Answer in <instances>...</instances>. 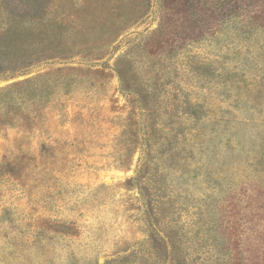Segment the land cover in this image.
I'll return each instance as SVG.
<instances>
[{"label": "rangeland", "instance_id": "obj_1", "mask_svg": "<svg viewBox=\"0 0 264 264\" xmlns=\"http://www.w3.org/2000/svg\"><path fill=\"white\" fill-rule=\"evenodd\" d=\"M28 79L0 264H264V0H0V89Z\"/></svg>", "mask_w": 264, "mask_h": 264}, {"label": "trees", "instance_id": "obj_2", "mask_svg": "<svg viewBox=\"0 0 264 264\" xmlns=\"http://www.w3.org/2000/svg\"><path fill=\"white\" fill-rule=\"evenodd\" d=\"M33 81L34 80L28 79V80H25L24 83L12 84V85H9V86H7L5 88L0 89V98L11 95L15 89L21 87L22 85H27V86L32 85V83H34ZM34 97H35L34 99H38V100L39 99L41 100V98H42L37 93L35 94ZM187 108L188 109H186L187 111L185 112V114H191L192 116L196 115L195 112H196V109H198V106H194L192 104H188ZM0 110H3V107H0ZM190 111H192V113H190ZM170 124L172 125L174 123H170ZM167 137H170V135H167ZM137 179H138V177L136 176L134 178V180H137Z\"/></svg>", "mask_w": 264, "mask_h": 264}]
</instances>
